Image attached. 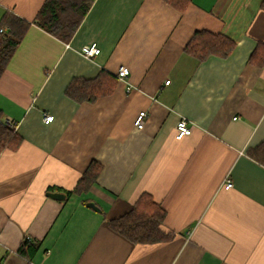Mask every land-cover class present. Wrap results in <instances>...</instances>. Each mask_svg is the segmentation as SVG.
<instances>
[{
    "label": "crops",
    "instance_id": "1",
    "mask_svg": "<svg viewBox=\"0 0 264 264\" xmlns=\"http://www.w3.org/2000/svg\"><path fill=\"white\" fill-rule=\"evenodd\" d=\"M44 1L0 0V31L6 14L30 22L0 77L3 119L22 137L0 154V263L264 264V165L248 154L264 142V0H192L183 13L164 0H91L68 40L34 22ZM201 29L232 39L230 55L187 53ZM94 42L101 51L86 58ZM102 71L115 78L108 92L67 94ZM181 118L192 133L178 140ZM93 161L96 181L69 195ZM144 195L171 238L111 228ZM26 237L39 242L31 261L18 251Z\"/></svg>",
    "mask_w": 264,
    "mask_h": 264
},
{
    "label": "trees",
    "instance_id": "2",
    "mask_svg": "<svg viewBox=\"0 0 264 264\" xmlns=\"http://www.w3.org/2000/svg\"><path fill=\"white\" fill-rule=\"evenodd\" d=\"M164 1L181 13L185 12L192 3V0ZM91 5V0H45L34 22L60 39L68 40L80 26ZM29 26L30 22L13 14L4 16L0 31V77ZM234 47L235 42L228 36L201 29L193 34L185 50L199 60H204L210 55L226 57ZM262 63L264 58L260 64ZM114 80V76L104 71L94 79L75 78L68 86L67 94L77 101H92L111 90ZM108 81H111L109 85ZM3 117L4 113L0 109V154L6 149H17L22 143V137ZM248 154L264 165V142L250 148ZM100 171L101 165L93 161L74 190L69 191L68 194L87 190L96 181ZM164 217L165 210L149 195H144L130 211L111 219L109 224L112 229L135 242H157L172 237L171 233L161 228ZM38 248L39 242L26 237L18 251L22 257L31 261Z\"/></svg>",
    "mask_w": 264,
    "mask_h": 264
},
{
    "label": "built area",
    "instance_id": "3",
    "mask_svg": "<svg viewBox=\"0 0 264 264\" xmlns=\"http://www.w3.org/2000/svg\"><path fill=\"white\" fill-rule=\"evenodd\" d=\"M100 51H101L100 47L97 45V43L94 42V43L83 46L81 53L86 58H93L94 56L99 54ZM129 74H130V68L125 65L121 66L117 71V77L121 80L127 79ZM166 83H169V81H167ZM147 118H148V112L145 110L141 111L135 120L136 128L139 130L143 129L146 126ZM43 120H44V123L49 124L54 120V115L48 112H44ZM7 124L10 125L12 128H15L16 126V124L13 123L11 120L8 121ZM191 133H192V128L190 127L188 120L185 118H181L176 125V138L178 140H181L185 136L190 135ZM232 187H233L232 180L230 178L226 179V181L224 182V188L230 189ZM0 264H3V263H0Z\"/></svg>",
    "mask_w": 264,
    "mask_h": 264
},
{
    "label": "water",
    "instance_id": "4",
    "mask_svg": "<svg viewBox=\"0 0 264 264\" xmlns=\"http://www.w3.org/2000/svg\"><path fill=\"white\" fill-rule=\"evenodd\" d=\"M48 196L59 200H63L66 198V194L62 192H48ZM87 205L95 210H99V208L93 202H89L87 203Z\"/></svg>",
    "mask_w": 264,
    "mask_h": 264
}]
</instances>
